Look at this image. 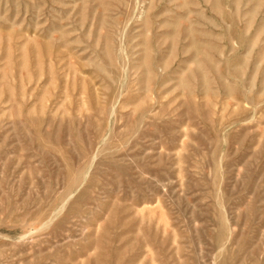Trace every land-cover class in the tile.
Listing matches in <instances>:
<instances>
[{"label": "rangeland", "instance_id": "374dc122", "mask_svg": "<svg viewBox=\"0 0 264 264\" xmlns=\"http://www.w3.org/2000/svg\"><path fill=\"white\" fill-rule=\"evenodd\" d=\"M0 264H264V0H0Z\"/></svg>", "mask_w": 264, "mask_h": 264}, {"label": "bare ground", "instance_id": "6f19581e", "mask_svg": "<svg viewBox=\"0 0 264 264\" xmlns=\"http://www.w3.org/2000/svg\"><path fill=\"white\" fill-rule=\"evenodd\" d=\"M218 2V1H217Z\"/></svg>", "mask_w": 264, "mask_h": 264}]
</instances>
